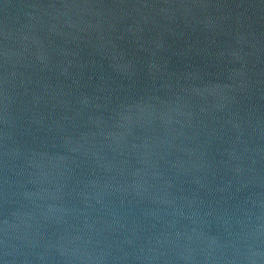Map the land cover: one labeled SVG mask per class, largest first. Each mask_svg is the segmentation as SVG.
<instances>
[{
	"label": "water",
	"instance_id": "1",
	"mask_svg": "<svg viewBox=\"0 0 264 264\" xmlns=\"http://www.w3.org/2000/svg\"><path fill=\"white\" fill-rule=\"evenodd\" d=\"M0 264H264V0H0Z\"/></svg>",
	"mask_w": 264,
	"mask_h": 264
}]
</instances>
